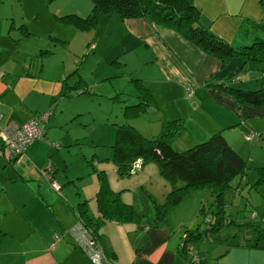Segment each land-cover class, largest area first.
I'll return each mask as SVG.
<instances>
[{
  "label": "crops",
  "instance_id": "obj_1",
  "mask_svg": "<svg viewBox=\"0 0 264 264\" xmlns=\"http://www.w3.org/2000/svg\"><path fill=\"white\" fill-rule=\"evenodd\" d=\"M192 1L200 9L204 21L211 23L212 31L234 48L244 47L249 43L247 28L264 31V0ZM114 17L113 30L115 36L123 37L124 51L135 49L148 54L142 62L151 66V69L148 71L149 75H140V78L155 100V105L145 110L155 112L158 117V133L153 136L163 134L173 120L181 119L179 133L166 137L177 150L193 146L192 142L206 141L220 131L238 151L234 142H243L244 139L253 142L257 135L251 139H247V136L258 132L259 127L252 119L264 118V103H241L220 86L214 83L208 85L210 82L223 80L218 78L221 77L218 73L224 67L223 60L205 52L171 27L143 17ZM1 50L4 49L0 46V54ZM6 54L10 59L12 54ZM2 58L0 57V66ZM10 66L5 69L2 67L4 70L0 71V110L4 114L3 118L16 123H23L33 116L38 118V107L27 104L30 95L34 93L33 88L29 90L28 96L25 78L21 76H28L29 86L35 79L41 80L42 77L39 72L32 70L27 59L26 64H19L17 68L12 69ZM249 85L256 87L257 83ZM189 89L193 91L192 96L188 95ZM44 91L52 95L54 92L52 88H44ZM124 93L126 92L122 91L120 94ZM8 94L12 95V100L5 98ZM118 120L117 122H122ZM122 120L125 121L126 118ZM47 123L45 136L28 145L18 159L15 156L11 158L7 150L0 155V168L1 165L7 166L8 162H14L17 170L19 161L22 164L19 175L14 174L6 181L0 180V193L5 191L7 194V197L0 194V230L4 232L0 250L12 249L11 252L22 256L19 264H92L69 232L78 219L80 204L88 201V220L96 228L108 256L104 264H190L188 254L182 252L180 247L181 229L185 223L176 227L178 225L171 216L165 214L158 218L157 204H165L171 185L157 165H145L137 172L139 183L136 190L133 191L130 185L124 186L118 201L115 203L110 198L108 209L103 212L99 210L94 196L80 188L81 181L76 179L69 180L67 187L62 188V197L54 192L51 194L41 180L44 174L40 170L46 161V140L53 123L51 114ZM252 129L254 131L250 133ZM3 147V140L0 138V150ZM239 153L245 158L240 151ZM94 155L100 160L112 157V153L102 156L95 150L93 158ZM58 171L59 169L53 170L54 180L58 178ZM244 176V181L238 176L234 184L241 187L242 193L247 191L252 202L250 193L254 190V183L247 171ZM71 181L78 187L69 184ZM257 190L260 191L258 187ZM199 195L200 198H205L207 191ZM118 205L123 206L118 208ZM223 206L228 208L230 203L225 199ZM48 207L53 213L49 212ZM198 207L199 200L196 210ZM68 208L72 212L67 213ZM255 211L258 212L256 218L264 219V208L257 207L250 210V214L244 215V218L250 219ZM202 212H207V208ZM95 218H98V223ZM197 222L200 219L191 224ZM109 224L112 226L107 228ZM112 229H119L117 237L113 236ZM55 232L61 233L59 241L54 238ZM241 234V237L231 239L218 236L217 240L206 236L203 240L191 237L189 245L193 251L205 256L201 264H264V239L255 241L256 237L249 232Z\"/></svg>",
  "mask_w": 264,
  "mask_h": 264
},
{
  "label": "rangeland",
  "instance_id": "obj_2",
  "mask_svg": "<svg viewBox=\"0 0 264 264\" xmlns=\"http://www.w3.org/2000/svg\"><path fill=\"white\" fill-rule=\"evenodd\" d=\"M79 8L81 12L76 10ZM93 8L92 0H0V46L4 49L1 50L3 56L0 54V57H3L0 71L8 68L9 65L12 69L17 68L19 64H26L27 59V63L30 62L33 67L32 70L39 72V76L42 77L41 80L35 79L29 86L28 76H21L25 78L28 96L29 90L33 88L34 93L30 95L27 104L38 107L40 113L36 117L40 118L42 114L49 113L51 123L53 121L52 126L49 127L47 140L45 139L46 161L40 168L44 174L41 180L47 190L62 197V190L61 193H57L58 190L50 181L53 170L59 169L58 178L55 179L59 186L64 189L69 180L81 181L79 187L84 188L89 195H93L98 206V191L103 180L101 173L118 196L122 195L124 186L130 185L135 191L139 183L137 177L140 171L121 176L117 170L118 165L112 157L100 160L95 155L93 158V152L95 150L102 156L112 153L118 129L115 122L119 121L118 119L123 121L125 117L123 100L127 98L132 102L139 99L141 90L136 83L137 80L134 79L140 75L142 77L149 75L151 66L142 62L147 53L135 49L124 51L123 37L115 36L113 30L114 16L97 11L95 23L89 24L90 21L85 20V17L93 11ZM247 35L250 40L245 46L264 39V31L252 27L248 29ZM5 51L12 54L10 59ZM235 73L240 77L243 76V80L238 85L243 84L244 80L263 81L264 62L251 56L231 57L224 62L222 71L218 73L221 77L218 78L231 77ZM44 88H52L53 95L48 91L43 92ZM122 91L126 93L120 94ZM5 98L12 100V95L8 94ZM12 111H15V108H12ZM33 118L35 116L25 122ZM157 119L156 113H151V110L143 111L134 118L126 117V121L136 124L144 135L150 137L158 133ZM252 120L258 125L260 133L252 143L243 137V142L240 140L234 144L247 160V172L254 183V190L250 193L253 201L250 202L247 191L236 194L233 188H228L225 192V199L228 204L230 203L225 214L234 220V224L225 226L222 231L234 237L235 235L232 234L235 231V224L240 223L244 215L250 214V210L254 207L264 208L262 202L264 180L257 182L259 177H262L260 168L264 164V118L254 117ZM12 121L6 118L2 120V124ZM47 124L46 122L45 125ZM253 131L254 129L250 130V133ZM197 143L192 142L193 145ZM14 164L8 162L6 168L1 165L0 180L6 181L12 175L20 174L22 164L19 161L17 170ZM145 165L159 167L153 161ZM168 183L171 185L169 193H172L175 187L169 180ZM69 184L78 187L73 181ZM213 189L209 184L179 191L174 205L165 214L171 216L178 225L176 227L183 225L182 223H185V226L190 225L198 219L202 221L207 215H213L218 207L214 202ZM206 191L207 196L200 198L199 194ZM0 194L7 197L5 191ZM198 200L199 207L196 210ZM122 202L126 203L123 199ZM205 205L209 207L211 214L202 212ZM122 206L118 205V208ZM48 210L53 213L49 207ZM68 212L72 211L68 208ZM78 213L79 219L81 211ZM250 219L257 218H253L251 214ZM95 220L98 223V218ZM107 226L110 228L112 225ZM93 228L95 229L94 226ZM243 232L238 230L239 237ZM112 233L117 237L119 229H112ZM246 235L248 236L247 233ZM11 251L0 250V264H19V258L22 256Z\"/></svg>",
  "mask_w": 264,
  "mask_h": 264
},
{
  "label": "trees",
  "instance_id": "obj_3",
  "mask_svg": "<svg viewBox=\"0 0 264 264\" xmlns=\"http://www.w3.org/2000/svg\"><path fill=\"white\" fill-rule=\"evenodd\" d=\"M92 1L94 4L93 11L85 17V20L90 21L89 24L95 23L97 11L121 18L143 17L177 30L205 52L220 58L223 62L237 55L255 57L257 60L264 62V39L256 40L250 46L234 48L212 31L211 23L204 21L200 9L192 0ZM253 77L258 78L257 76ZM262 78L264 79V75ZM134 80H137L136 83L139 85L141 95L138 96L139 99L132 102L127 98L123 100L125 118L136 117L155 105V100H153L152 94L149 88L145 86L144 81L140 77H136ZM242 80L243 76L240 77L235 73L231 77L210 82L208 85L214 83V85L220 86L231 95H234L241 103L263 104L264 80H257L256 82L244 80L243 84L238 85ZM251 83H257V88L254 85H249ZM181 123V119H175L163 134L150 137L144 135L129 121L125 120L120 123L116 121L115 124L118 129L116 141L112 146V157L118 165L117 170L120 175H129L132 162L138 158L143 159L144 165L151 161L159 165L161 174L172 183L175 190L168 194L165 204H157L158 218L164 216L174 205V200L179 191L202 185L211 184L213 186L214 202L218 205L217 209L214 210V214L206 216L202 221L195 224L184 225L181 229V251L188 254L190 264L192 256L187 251L191 237H193L192 239H203L206 236V238L217 240L218 236H221V238L231 239L239 236L237 232L240 229L254 235L256 237L255 241L264 239V219L244 218L240 223L235 224V231L232 234L235 235L236 233L235 237L225 233L226 231L224 233L222 231L225 226L234 224V220L228 218L225 214L227 211L226 207L223 206L225 204V192L228 188L236 190L237 185L234 184V181L238 176L245 175L248 167L247 160L221 131L215 133L206 141L190 146L185 150L175 149L172 142L166 137L178 134ZM45 134L46 129L44 136ZM257 134L258 132H255L253 136ZM260 171L262 177H259L258 183L264 180V164L261 166ZM101 176L103 180L98 191V208L103 212L108 209L109 199L112 198L111 201L116 203L118 195L109 187L103 173H101ZM51 179H53V176ZM239 193H242V191ZM86 202L80 204L81 215L93 227L94 225L88 220ZM207 205L210 206V204ZM206 208V213L211 214L207 206L202 210L205 211ZM255 212L258 214L257 211ZM3 235L4 232L0 230V241ZM193 252L199 257L200 262L205 259L203 254Z\"/></svg>",
  "mask_w": 264,
  "mask_h": 264
},
{
  "label": "built area",
  "instance_id": "obj_4",
  "mask_svg": "<svg viewBox=\"0 0 264 264\" xmlns=\"http://www.w3.org/2000/svg\"><path fill=\"white\" fill-rule=\"evenodd\" d=\"M193 91L188 90V95L192 96ZM4 114L0 110V138L3 140L4 147L0 150V154H5L7 150L10 153V157H20L26 147L30 145L34 140L43 138L45 131V124L50 118V114H42L40 118H34L24 124L16 123L15 121L7 124H2ZM253 135L247 136V139H251ZM144 166L143 159L138 158L134 160L129 168L131 173L139 172ZM241 181L245 180V176H242ZM52 186L58 190L57 193H61L62 186H59L54 178L50 179ZM241 187L237 185L235 192H240ZM257 213L254 212L252 217L256 218ZM76 244L88 255L92 264H104V260H108L107 253L102 246L98 234L95 229L89 225L82 215H79L77 223L70 229ZM54 238L56 241L61 239V234L55 232ZM55 242L52 244L54 247ZM188 253H191V264H200V259L191 246L188 247Z\"/></svg>",
  "mask_w": 264,
  "mask_h": 264
},
{
  "label": "water",
  "instance_id": "obj_5",
  "mask_svg": "<svg viewBox=\"0 0 264 264\" xmlns=\"http://www.w3.org/2000/svg\"><path fill=\"white\" fill-rule=\"evenodd\" d=\"M16 159H18V157L16 156Z\"/></svg>",
  "mask_w": 264,
  "mask_h": 264
}]
</instances>
